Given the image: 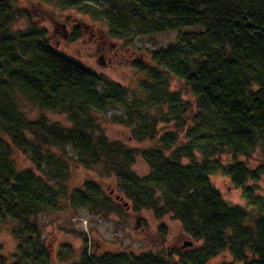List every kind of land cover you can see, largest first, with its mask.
<instances>
[{"label": "trees", "instance_id": "1", "mask_svg": "<svg viewBox=\"0 0 264 264\" xmlns=\"http://www.w3.org/2000/svg\"><path fill=\"white\" fill-rule=\"evenodd\" d=\"M104 1L101 11L99 0L64 5L81 3L87 13L100 12L109 35L118 39L178 33L173 44L151 52L148 62L132 64L145 75L132 101L126 88L52 49L45 29L10 33L20 15L18 0H0V221L16 227V264H52L38 215L66 205L94 208L101 198L93 182L68 189L73 161L68 146L87 169L112 167L136 209H151L158 217L172 214L194 242H202L197 249L138 257H95L84 250L78 264H264V196L256 192L264 171H250L239 161L258 147L264 152V0ZM71 38L78 41L81 35ZM174 81L195 99V111L180 91H171ZM22 101L41 111H60L69 126L32 121ZM111 106H123L146 124L150 140H156L160 122L174 121L189 141L166 132L157 146L137 153L109 142L95 131L97 118ZM12 147L34 162L39 175L20 171ZM226 154L232 160L224 166ZM139 155L151 165L148 177L131 171ZM218 173L241 190L247 207L223 199L210 180ZM222 255L229 262L218 263Z\"/></svg>", "mask_w": 264, "mask_h": 264}, {"label": "rangeland", "instance_id": "2", "mask_svg": "<svg viewBox=\"0 0 264 264\" xmlns=\"http://www.w3.org/2000/svg\"><path fill=\"white\" fill-rule=\"evenodd\" d=\"M64 3L65 0H18L15 8L19 9L20 15L10 28V33H29L33 27L45 29L52 49L126 88L129 101H132L139 91L140 81L145 79V75L133 69L132 64L135 61L148 62L151 52L173 44L178 33L163 32L133 36L129 39L114 38L108 33L106 19L97 12L107 7L104 0H99L94 13H87L88 10L81 8V3L76 7H65ZM76 33L81 38L72 41L71 37ZM98 90L100 93L104 91L101 86ZM171 91H180L182 98L195 111V99L183 92L177 81L172 83ZM21 106L32 121L45 119L48 125L69 126L66 115L60 111H41L26 101H22ZM128 111L123 106L109 107L104 116L97 118L99 129L95 131L96 135L101 134L109 142L121 143L135 153L157 146L158 138L166 132L177 133L181 140L189 141L187 134L178 131L174 121L160 122L155 130L156 140H150L146 137V124L143 125ZM168 118L171 119L172 116L169 115ZM66 152L69 157H73L69 167L68 189H83L88 182H93L99 185L102 195L94 208L75 210L66 205L60 212L36 217L35 222L42 231L45 246L51 250L52 264H78L84 250L89 256L95 257H138L188 249L189 247H184L186 242H192V249L202 246V242H194L185 232L182 223L172 214L158 217L151 209H136L134 202L122 191L116 172H111L112 167L87 169L78 162L77 152L72 146H68ZM11 156L20 171H31L39 175L34 162L19 150L12 147ZM197 156H201L200 151H197ZM221 159L224 166L229 165L232 160L228 154ZM239 161L250 171H264V152L259 147L250 157L240 158ZM131 171L140 178H145L152 170L151 165L139 155L131 166ZM210 180L228 204L248 206L241 190L235 189L229 178L218 173L212 175ZM249 185L252 186V183ZM256 185L257 194L264 196V175ZM15 228L11 222L0 221V264H16L14 257L17 254L18 241L13 236ZM229 260L228 255H222L216 261L220 263Z\"/></svg>", "mask_w": 264, "mask_h": 264}, {"label": "water", "instance_id": "3", "mask_svg": "<svg viewBox=\"0 0 264 264\" xmlns=\"http://www.w3.org/2000/svg\"><path fill=\"white\" fill-rule=\"evenodd\" d=\"M192 242H186L185 244H184V247H192Z\"/></svg>", "mask_w": 264, "mask_h": 264}]
</instances>
